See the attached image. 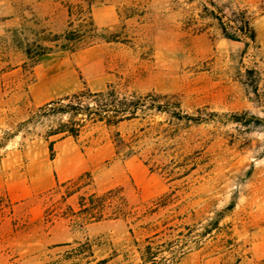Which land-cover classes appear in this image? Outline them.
Instances as JSON below:
<instances>
[{
    "label": "rangeland",
    "instance_id": "obj_1",
    "mask_svg": "<svg viewBox=\"0 0 264 264\" xmlns=\"http://www.w3.org/2000/svg\"><path fill=\"white\" fill-rule=\"evenodd\" d=\"M89 1L0 0V264H264V0H93L88 14ZM79 6L93 23L80 48L40 41ZM240 10L255 43L222 33L218 18ZM36 45L52 51L34 62L24 48ZM109 85L168 110L87 124L77 139L46 137L59 117L25 124ZM79 177L63 201L56 183ZM113 189L127 218L62 217L78 196ZM87 240L92 255L73 258Z\"/></svg>",
    "mask_w": 264,
    "mask_h": 264
},
{
    "label": "trees",
    "instance_id": "obj_2",
    "mask_svg": "<svg viewBox=\"0 0 264 264\" xmlns=\"http://www.w3.org/2000/svg\"><path fill=\"white\" fill-rule=\"evenodd\" d=\"M93 0L88 3V14ZM214 5L213 3H211ZM84 10L79 6V11L75 12L71 8L68 10V28L62 35H53L52 39H41V42L55 44L62 50L76 51L82 43L90 38V30H93L91 17L86 22ZM223 35L230 40L239 41L244 37L250 43L256 42V33L251 25L246 12L240 10L234 13V19L223 22L218 18ZM246 42V46L249 45ZM52 51V47L36 45L35 54L30 48L25 47L24 53L28 60L37 61L40 57ZM167 108L160 103V96L147 94L145 96L136 95V93H122L119 87L109 85L104 91L91 92L82 91L65 98L51 101L32 113L30 118L25 122L29 124L41 117H59L55 128L50 129L46 133V137H72L77 139L87 124L100 123L109 128H117L120 124L138 119L140 116L146 115L149 111L159 113L167 112ZM177 119L188 118L181 115L180 112L174 113ZM65 118V120H62ZM118 145H124L131 148L130 145L124 143L119 133H116ZM55 141L49 142V150L53 152V144ZM81 177L76 180L56 183V190L60 192L64 190L65 196L63 201L76 195L83 187ZM77 207L75 210L68 205L62 217L73 218L76 223L90 224L104 220L125 219L130 215L127 210L128 203L122 195L121 190H109L102 194L92 193L89 195H81L77 198ZM79 245L74 249L75 256L79 258L85 253L92 255V243L87 240L84 243L74 242ZM72 243L63 244L70 246ZM148 260L154 262L156 255L148 251Z\"/></svg>",
    "mask_w": 264,
    "mask_h": 264
},
{
    "label": "crops",
    "instance_id": "obj_3",
    "mask_svg": "<svg viewBox=\"0 0 264 264\" xmlns=\"http://www.w3.org/2000/svg\"><path fill=\"white\" fill-rule=\"evenodd\" d=\"M67 16H68V13H67ZM101 222H103V221H100V222H96V223H101ZM96 223H90V224H88V225H93V224H96ZM67 243H69V242H67ZM67 243H63V244H67Z\"/></svg>",
    "mask_w": 264,
    "mask_h": 264
}]
</instances>
